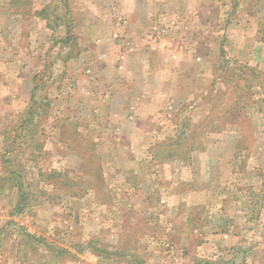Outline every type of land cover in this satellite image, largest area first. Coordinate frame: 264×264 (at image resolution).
Segmentation results:
<instances>
[{"label": "rangeland", "instance_id": "1", "mask_svg": "<svg viewBox=\"0 0 264 264\" xmlns=\"http://www.w3.org/2000/svg\"><path fill=\"white\" fill-rule=\"evenodd\" d=\"M155 2L0 0V264H264V0Z\"/></svg>", "mask_w": 264, "mask_h": 264}, {"label": "crops", "instance_id": "2", "mask_svg": "<svg viewBox=\"0 0 264 264\" xmlns=\"http://www.w3.org/2000/svg\"><path fill=\"white\" fill-rule=\"evenodd\" d=\"M158 1L159 2H157V3L156 2L151 3L152 5L149 4L148 7H140L139 9H136V7L128 8L127 11H124L125 13H123V25H125V26L128 24H131L132 21H134L136 19L135 17L139 16L138 13H142L143 11L148 13V14H145V17L148 18L146 21L147 23L146 24L143 23V25H142V23L140 24L143 27H147L146 28L147 33L145 31V34H144L145 35L144 36L145 37V39H144L145 43H143L144 47L143 48L139 47V48H141V50L145 51V55L143 58L144 62L145 61L150 62L152 60L151 57L154 54L157 57V61H160V62L165 61L167 59H168V61L173 59L171 56V53H173L175 51V49H167L166 50V48H165V50H162L161 48H159V40L161 38L162 39L160 41L166 40L165 42H167L168 45H171L172 41H173V43H175L176 41L178 43H182V42L185 43V41L183 40L182 34H185V36H189V37L192 36V32H193V31H191L192 28H190V30L186 31L185 33H178L176 29H171V30L167 29V31H165L164 34H161V32L158 29L162 28V26H160L158 22H159V18L161 17L162 12L166 11V12H169V13L176 15L178 12L177 10L180 8L183 11L184 10L186 11V12L184 11L185 14H183L182 17L187 16V20L189 22H192L194 20H196V21L198 20V16L196 14L194 15V17L193 16L191 17L190 14H187L188 12L193 11V10H190V8L194 9L192 6H189V4H187L188 7L179 6V8H177L178 7L177 0H167L168 4L161 2V0H158ZM141 10H143V11H141ZM188 10H190V11H188ZM196 11H198V10H196ZM173 21H176V20L173 19ZM232 27H233L232 30L234 32L237 31V34H235L236 37H234L237 40H235V39H233V40L235 41V43L240 45L238 51L242 52L243 48L241 49V46H243V45L247 46L248 43L255 41L256 33H255V31H253V29H251L252 31L250 32L248 29L249 27L247 26V23H245L243 21L239 22L237 24H233ZM186 28L189 29L188 26ZM233 36H234V34H233ZM185 38H187V37H185ZM129 50H130V48H129ZM127 54H128V52H125L124 55H127ZM166 63H167V61H166ZM152 65H153V70L157 68L156 62ZM146 66H148V65H146ZM159 68H160L159 69L160 72H158V71L157 72H158V75L161 76L162 67H159ZM158 104H160V103H158Z\"/></svg>", "mask_w": 264, "mask_h": 264}]
</instances>
